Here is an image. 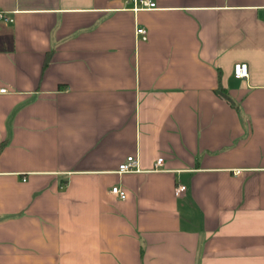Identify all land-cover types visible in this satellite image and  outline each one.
<instances>
[{"label":"crops","instance_id":"crops-1","mask_svg":"<svg viewBox=\"0 0 264 264\" xmlns=\"http://www.w3.org/2000/svg\"><path fill=\"white\" fill-rule=\"evenodd\" d=\"M152 1L0 0V264H264V0Z\"/></svg>","mask_w":264,"mask_h":264},{"label":"built area","instance_id":"built-area-1","mask_svg":"<svg viewBox=\"0 0 264 264\" xmlns=\"http://www.w3.org/2000/svg\"><path fill=\"white\" fill-rule=\"evenodd\" d=\"M143 6L148 8L156 7V2L152 0H139ZM0 18L3 20H13L12 17L8 16L7 11L0 8ZM139 33H142L143 39L147 38V31L145 28H139ZM234 73L236 77H244L248 75V65L247 63H237L235 64ZM7 92L6 87H0V93ZM163 161V157L158 158L157 165L161 164ZM119 172H132L139 170V160L134 155H129L125 161L120 163ZM186 189L185 185H178L176 187V193L180 194ZM111 193L118 196L120 199H126L128 196V192L121 188L118 185H114L111 188Z\"/></svg>","mask_w":264,"mask_h":264},{"label":"trees","instance_id":"trees-1","mask_svg":"<svg viewBox=\"0 0 264 264\" xmlns=\"http://www.w3.org/2000/svg\"><path fill=\"white\" fill-rule=\"evenodd\" d=\"M215 92L223 99H225L226 101H228L232 106L236 107V102L234 101V99L231 97V95L229 94L228 90L223 86L222 81L219 80V84L218 87L216 88ZM5 143L4 142H0V152L2 151L3 147H4Z\"/></svg>","mask_w":264,"mask_h":264}]
</instances>
